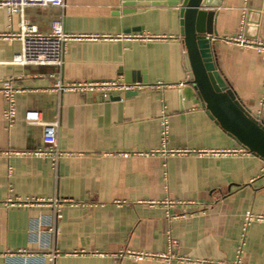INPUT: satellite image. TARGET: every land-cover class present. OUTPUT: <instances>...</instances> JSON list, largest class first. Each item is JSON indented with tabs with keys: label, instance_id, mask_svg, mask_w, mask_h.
Wrapping results in <instances>:
<instances>
[{
	"label": "crops",
	"instance_id": "crops-1",
	"mask_svg": "<svg viewBox=\"0 0 264 264\" xmlns=\"http://www.w3.org/2000/svg\"><path fill=\"white\" fill-rule=\"evenodd\" d=\"M132 1L65 0L63 7L31 5L10 17L0 7V79L13 78L22 88L10 128L0 93V264H41L36 258L50 250L56 264H164L127 252H165L168 234L177 240L174 252L191 259L171 264H264V221H251L244 236L242 229L246 211L264 216V161L252 153L209 152L240 145L209 116L189 82L181 1ZM208 5L219 37L208 49L219 80L246 109L264 113V60L221 39L239 31L264 39V0ZM53 18L76 36L62 65L10 63L21 49L20 22L45 32ZM112 79L142 87L110 95L53 88L56 81ZM29 109L58 119L62 154L55 167L35 154L43 128L25 121ZM38 215L51 218L53 233L47 225L30 233Z\"/></svg>",
	"mask_w": 264,
	"mask_h": 264
},
{
	"label": "built area",
	"instance_id": "built-area-1",
	"mask_svg": "<svg viewBox=\"0 0 264 264\" xmlns=\"http://www.w3.org/2000/svg\"><path fill=\"white\" fill-rule=\"evenodd\" d=\"M31 5L39 6H60L65 5V0H2L0 1V7H4L9 17L14 14L22 15L25 7ZM16 36L21 41V49L15 53L10 61L12 64L17 65H48V66H61L63 63V54L66 44L69 40L76 38L75 35L68 33L64 30L63 24L60 18H53L50 21L48 31H40L35 24L28 23L24 20L20 22L19 31ZM219 37H212L217 39ZM221 39L228 43H232L244 48L254 49L264 60V39L261 37H248L242 31L233 35L224 36ZM13 78L0 79V93L5 100V107L3 109V119L6 123V127L10 128L16 118V93L20 92L22 88L17 86L13 82ZM142 87V83L139 81H125L119 79H112L107 81H83L74 83H63L56 81L53 88L56 90L66 91H101L104 94H112L114 92L132 91ZM261 106L264 107V99L261 101ZM25 121L29 124L40 125L43 128V146L35 151L36 155L42 156L48 159L53 167L56 166L62 151L57 144V127L58 119L53 117L47 119L44 109H29L25 112ZM160 128H161V143L166 145L168 133H169V121L168 115L165 112L164 107L161 109L160 116ZM177 152L185 153L191 152L188 149H180ZM198 153L208 151H197ZM213 154H251L245 147L239 146L235 148H227L219 151H209ZM151 153H139V154H153ZM124 156L127 155L123 154ZM55 206V216L60 217V208ZM253 220L264 221V216L254 214L251 211H246L243 221V236L244 232ZM43 225L48 226V234L54 232L53 223L51 218L44 219L42 215H38L30 222V233L38 232ZM243 242H241V245ZM177 245V240L172 238L168 234V250L165 252H143V251H128L127 254L137 259L143 258H159L164 264H171L173 261L189 262V257L179 255L174 252V247ZM241 252V247L238 248L237 253ZM25 253L26 257H33L32 253L26 251H19L17 254ZM14 255L13 253L10 254ZM57 252L55 250L47 251L45 254L37 257L41 261V264H56ZM239 260V259H238ZM197 264H215L212 261L201 260L197 261Z\"/></svg>",
	"mask_w": 264,
	"mask_h": 264
},
{
	"label": "water",
	"instance_id": "water-1",
	"mask_svg": "<svg viewBox=\"0 0 264 264\" xmlns=\"http://www.w3.org/2000/svg\"><path fill=\"white\" fill-rule=\"evenodd\" d=\"M122 1L123 5L128 4V0ZM179 1L183 9V41L189 82L196 89L209 116L219 123L232 141L264 161V113L250 111L241 104L234 91L219 80L209 54L208 43L214 40L212 37H217L215 12L204 9L209 6L210 0H135L132 4H173Z\"/></svg>",
	"mask_w": 264,
	"mask_h": 264
}]
</instances>
